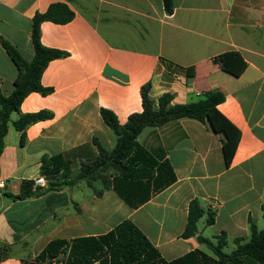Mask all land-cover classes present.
<instances>
[{
	"label": "crops",
	"instance_id": "obj_1",
	"mask_svg": "<svg viewBox=\"0 0 264 264\" xmlns=\"http://www.w3.org/2000/svg\"><path fill=\"white\" fill-rule=\"evenodd\" d=\"M54 3L66 4L75 17L64 25L44 22L42 44L68 56L50 62L42 75V85L52 92L32 93L20 107L21 114L48 111L53 118L30 125L24 143L9 123L0 154V181H5L0 249H9V257L0 264H23L53 240L104 235L125 220L134 222L168 261L195 250L211 254L197 236L182 238L195 199L206 211L198 235L215 241L225 232L231 241L248 239L250 220L264 229V0H174L171 15L163 0H0V37L32 60L33 18ZM228 52L247 63L239 77L213 62ZM189 68L195 69L193 79ZM18 74L0 45V89L10 93ZM148 83L156 105L165 94L173 96L172 105L203 100L211 90L225 94L218 110L241 133L229 167L224 135L184 118L145 128L138 136L151 154L170 164L175 180L157 191L153 183H143L145 201L136 207L114 189H104L100 180L38 197H10L44 177V157L62 156L78 171L81 162L98 155L94 139L113 150L116 136L101 110L126 124L130 115L143 111L141 90ZM209 213L215 215L211 226Z\"/></svg>",
	"mask_w": 264,
	"mask_h": 264
},
{
	"label": "trees",
	"instance_id": "obj_2",
	"mask_svg": "<svg viewBox=\"0 0 264 264\" xmlns=\"http://www.w3.org/2000/svg\"><path fill=\"white\" fill-rule=\"evenodd\" d=\"M167 14L174 13V0H163ZM75 13L64 3L52 4L46 12L37 13L32 23V44L35 55L27 60L7 40L0 37V45L10 55L19 74L13 82V89L6 93L0 89V154L8 134L9 123L14 113L18 118L13 126L22 133V143L25 142V130L32 124L50 120L53 114L40 111L31 114H21L20 107L32 93L48 95L52 89L42 85V75L50 62L64 58L68 54L57 49L47 48L42 44L41 27L44 22L68 24ZM223 71L239 77L246 70L247 63L239 53L228 52L213 59ZM187 76L195 77V69L189 68ZM151 85L142 87L141 113L130 115L126 124L122 125L116 115L107 109L101 110L105 124L116 136V146L113 150L104 148L97 139L94 143L98 148L96 158L81 162L78 171H74L72 161L58 157H44L41 171L46 179V187L35 186V182L26 183L22 193L10 196L13 199L38 197L49 191H60L66 187L86 181L92 183L100 180L104 189H114L132 207L144 202L142 195L146 194L143 183L155 186V191L161 190L175 180L172 167L168 162H161L138 142V136L148 127H160L169 122L184 118L197 120L217 133L224 135L223 152L226 165L229 167L238 148L241 133L218 110L226 96L220 90L209 91L203 100L189 104L172 105L173 96L165 94L159 98L157 105L151 98ZM35 191L29 188L32 185ZM102 195V192H97ZM264 218V204L262 205ZM206 211L198 199L189 205L187 225L182 238L197 236L200 243L211 251L208 254L202 250L192 251L172 261L166 260L159 250L151 243L144 232L131 220H125L112 231L100 236L81 237L71 240L56 239L50 242L34 259L23 264H264V229L259 230L250 220V237L235 238V248L226 253L228 235L222 232L215 241L198 235V224ZM215 223L214 213H209L206 224ZM9 257V249H0V261Z\"/></svg>",
	"mask_w": 264,
	"mask_h": 264
},
{
	"label": "built area",
	"instance_id": "obj_3",
	"mask_svg": "<svg viewBox=\"0 0 264 264\" xmlns=\"http://www.w3.org/2000/svg\"><path fill=\"white\" fill-rule=\"evenodd\" d=\"M5 185V181H0V186L3 187ZM47 182L44 177H40L35 180V186H40V187H46Z\"/></svg>",
	"mask_w": 264,
	"mask_h": 264
},
{
	"label": "rangeland",
	"instance_id": "obj_4",
	"mask_svg": "<svg viewBox=\"0 0 264 264\" xmlns=\"http://www.w3.org/2000/svg\"><path fill=\"white\" fill-rule=\"evenodd\" d=\"M13 120H15V115H13L12 121L10 122V127L12 129H13V125H12ZM234 248H235V244L233 243V241L229 240L228 241V246L225 248V252L226 253H231Z\"/></svg>",
	"mask_w": 264,
	"mask_h": 264
}]
</instances>
